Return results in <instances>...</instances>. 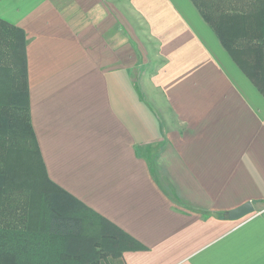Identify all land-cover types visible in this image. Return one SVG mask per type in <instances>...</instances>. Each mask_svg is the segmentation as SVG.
I'll return each mask as SVG.
<instances>
[{
    "label": "crops",
    "instance_id": "1",
    "mask_svg": "<svg viewBox=\"0 0 264 264\" xmlns=\"http://www.w3.org/2000/svg\"><path fill=\"white\" fill-rule=\"evenodd\" d=\"M203 1L236 60L193 0H0L48 178L134 239L100 264H264V22Z\"/></svg>",
    "mask_w": 264,
    "mask_h": 264
},
{
    "label": "trees",
    "instance_id": "2",
    "mask_svg": "<svg viewBox=\"0 0 264 264\" xmlns=\"http://www.w3.org/2000/svg\"><path fill=\"white\" fill-rule=\"evenodd\" d=\"M193 1L236 60L218 18L208 15L203 0ZM246 7L250 21L264 22V0H248ZM25 44L24 32L0 19V264L119 263L125 242L134 239L46 174L29 117ZM253 80L264 96V78ZM74 208L83 214L72 215Z\"/></svg>",
    "mask_w": 264,
    "mask_h": 264
},
{
    "label": "water",
    "instance_id": "3",
    "mask_svg": "<svg viewBox=\"0 0 264 264\" xmlns=\"http://www.w3.org/2000/svg\"><path fill=\"white\" fill-rule=\"evenodd\" d=\"M253 211H254L253 204L250 201H247V202L239 205L238 207H235V208L227 211L226 214L230 220H237V219H240L246 215L253 213Z\"/></svg>",
    "mask_w": 264,
    "mask_h": 264
},
{
    "label": "rangeland",
    "instance_id": "4",
    "mask_svg": "<svg viewBox=\"0 0 264 264\" xmlns=\"http://www.w3.org/2000/svg\"><path fill=\"white\" fill-rule=\"evenodd\" d=\"M110 261H112V262H117L116 260H113V259H110Z\"/></svg>",
    "mask_w": 264,
    "mask_h": 264
}]
</instances>
